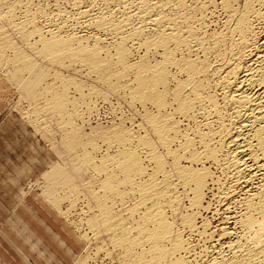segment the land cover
Here are the masks:
<instances>
[{"label":"rangeland","instance_id":"obj_1","mask_svg":"<svg viewBox=\"0 0 264 264\" xmlns=\"http://www.w3.org/2000/svg\"><path fill=\"white\" fill-rule=\"evenodd\" d=\"M184 1L185 4L179 8L176 7L177 5L174 2L172 3V1L170 2L171 4H168L166 7V13H169L168 16H172L171 18L175 19V23L178 24V26H181L179 27L178 32L182 31L180 36L185 40H183L184 43L180 46L177 44L176 46L174 43L170 42L168 48L172 50V53L174 54L173 57L176 59L174 62H177L179 59L181 60L183 57L197 59L199 63H207L209 68L213 71V69L220 65L223 59L232 58L230 50L235 48V44H232V41L235 42L234 40L238 38V36H235V34L233 35L228 29H230L234 21L230 18V12L224 8L221 0ZM131 2L133 4H131ZM131 2L127 0H0V34H4L0 35V43L1 40H3L0 47V59L2 60V63L0 60V193L4 198L2 199L0 196V202L4 200L3 202L7 207L14 205L17 206L23 221L46 223L51 228L52 232H54V237H56V241L54 240L55 257L62 259L63 262L68 260L69 264H121V262L115 258L112 248L102 243L103 240H101V233H96L95 230L88 226V220L93 218L94 215L97 216L98 207L96 205V200L89 199L85 194L86 189L94 190V192L99 193V195L103 193V189L100 187V181L104 179V174L100 173L99 170L95 171V169L97 167L99 169L100 164L105 166V164H103L104 162L101 160L106 157V154H116V151L126 147L117 143L118 141H115V138L113 137L115 134H127L128 139L125 141V145H127V147L130 146V149L137 152L138 158L142 163L140 164L143 166L144 170L146 169L142 175V180H144L149 177L146 173H152L153 169H155V161L154 159H151V149L141 142L142 138H154L148 124H146V115H159L158 117L161 116L163 118L166 116L165 118L168 122L172 119L174 120L176 130L172 131H176L177 134L173 133L171 130L167 131L169 137L172 138L171 135H173L175 138H173L174 141L172 143L170 142L169 146L172 149L175 148V151L180 154L182 153L181 155L183 156H187L188 152H185L184 150L183 152L179 148L182 141H185L184 138L187 135L192 139L195 138V140L193 139L194 142L192 140L195 148L193 145L192 147L197 151H202L203 147L201 144L199 145L198 138L196 139L197 135L194 134H198V129L200 132H205L207 130V126L204 125L203 127V122L211 119L216 120V118H218L214 116V114L211 117L207 116V111L204 113L205 110H208L207 105L203 108V104H207L204 100L206 95L210 94L213 95L214 98L218 97L216 100L219 103L220 115H222L221 117H223L225 122H229L231 119L234 120L233 117H231V119L229 117L232 116L230 115V107H227L226 105L224 107L220 98L222 97L223 90L221 87H217L216 85L213 86L214 81H216L215 79L223 75V72L221 73L219 70L215 72L213 71V74L209 76L210 83H208L209 85L207 84L208 87L205 85V89H202V99L200 100V103H194L196 105H193V108L188 112V115L185 116L181 113L180 115L179 112L175 110L176 100L173 99L171 94L175 88L176 81L178 79L180 81L185 80L187 77L186 73L180 68L181 66H178L176 62L174 64L172 63L173 65L171 63H167L168 65H166L167 72L169 73V77L171 76V79L167 84V89L169 91L167 90L168 94L162 108H157V106L149 100L140 102L130 97V87L131 84H133V82L131 83L133 80V74L131 75L130 73L132 72H130L128 75L129 71L126 70L125 72V70H122L123 68L120 66L121 64L116 62L117 56H115V48L121 43L125 44L123 46L128 50H126L128 54V56L126 55V60L128 63L143 61L145 63L153 64L158 60H162L163 57V48L161 49L159 46L155 47L156 45L151 46L149 43L151 40L152 45H154L152 39H156L158 37L157 34L163 28L161 26H151V24L146 22L145 25L144 22H142V26V24H140L142 19L140 17L138 18L137 16L139 15L135 12V8H137L139 3L136 1L134 2V0H131ZM242 2L244 3V0H235L232 2V8L234 6V8L241 10L243 6ZM129 4H131L130 8ZM254 6L255 8H259V4H256V2ZM100 10L104 12L106 11L105 14L108 12L109 14H107V17H111L113 23L120 21L122 16H124V11L126 13V10L132 11L131 13L134 12L136 16L133 15L131 17L132 20H129L130 24L123 26V29L118 32H114L111 29L108 31V29L105 28H101V30L100 28H97L93 21L95 14H98ZM85 11H87V14H84ZM253 22H255L253 23L254 34L252 35L251 32L250 35L254 39H251L252 41L257 39L261 42L264 38L263 24L261 26L262 22L257 20H254ZM18 23H24L25 26L28 25L25 27L28 31L34 27H38L39 29H37L45 37L54 35L64 39L73 37L74 39L77 38V40L81 41L77 42H80L81 45L86 48H96L100 59L104 60V63L106 64L97 72V70L93 71L95 69L89 68V66L85 64V60L84 64L83 62L81 63L80 61H77L80 59L68 60L67 57H63V59L60 60V62L62 60L64 61L61 62L62 64H59V62L56 61H53L56 64L52 63L50 62L51 59L48 57L46 61V58L39 57L40 55H37L36 52L32 53V51H30L32 49L29 46L27 47V44L24 43L27 40L34 44L37 35L32 37H29L30 34H28V37L26 35L23 36L19 29L18 32L17 28L15 29ZM13 24L15 25L14 28ZM136 24H139L140 27L142 26L140 36H138L139 33L138 35H132L130 36V41V37H128L130 34L129 32H131L132 29L130 25L136 26ZM184 24H186V26H191L189 30H191L190 34H193L192 36H187L188 33L184 29L185 27H183L185 26ZM168 26V24L165 25L166 28ZM3 31H6L7 34ZM192 31H194V33ZM122 35L123 37L125 36L124 38L127 37L128 40L127 38V41H125L124 38H120ZM7 36L9 41L7 40ZM186 36L190 37V39ZM228 36H230L231 40ZM217 40H220V43L218 42L216 44ZM9 42L12 43V45ZM71 44L75 47L77 43L72 41ZM140 44H142V46ZM2 45L6 46L3 48ZM7 47H9V49ZM152 47L155 48L153 49ZM228 47L231 48L229 49ZM28 52L31 55L28 54ZM22 54L25 55V59L19 58ZM3 56H6V59H4ZM14 56H16V58ZM231 60H234V58ZM70 61L71 63L68 64ZM49 62L51 64H49ZM5 63L8 64L6 65ZM63 63H66L67 65H63ZM57 66L60 67L58 68ZM40 67L42 68L40 69ZM121 71L123 74H121ZM101 72L104 74L111 73V76H109L106 82L102 79L101 75H103V73ZM98 76H100V78ZM29 80H33L28 86L30 89L29 91L32 92L31 94L25 92V84L27 81L29 82ZM63 84L65 86H63ZM127 86H129V88ZM189 87L190 85H186L183 88L184 93L187 91L189 92ZM109 88H111V90ZM169 88H172L171 92ZM63 89L65 90L64 94L66 95V102L68 99V102H65L66 104L64 106L66 107V110L70 113L72 112L71 114L69 113L70 115L68 117L59 113L60 110L58 111L56 109V111H53L55 108L52 109L53 105L50 106L54 102L55 93L60 90L62 91ZM52 100L53 102L50 103ZM34 102H38L37 105ZM44 103L45 105L48 104L46 105L48 106L47 109L49 107L51 108L47 111L45 110L44 113L42 110H36L37 108L34 105L41 106V109L43 108L42 106L45 107ZM45 112L48 113L45 114ZM69 117L71 118L69 119ZM217 120L218 122L220 121L219 119ZM217 120L211 124L212 126L210 125L211 128L213 127L212 129L217 128ZM177 129L179 133L177 132ZM68 135L71 137L68 138ZM181 135H184L185 137L183 138ZM106 137H109L110 139ZM140 137L141 139L137 140V138ZM67 138L68 141L69 139L74 140H72L75 144L74 147L72 145L70 149H67L66 144H64L65 141H67ZM161 145L163 144L159 142L157 143V141L154 142L153 151H156V154L160 152L159 154L165 157L163 163L165 166L163 165L162 167V173L165 171L166 174L165 172L163 174L157 172V174L154 175V177L156 176L154 180L157 182L159 180L161 181L163 176L164 179L169 178L167 180L169 182L171 181L170 187L173 189V195L176 192L174 195L175 200L173 202L174 207L177 210L176 212L178 213L180 211L182 213L195 214L194 211H197L195 214L196 217H194L197 225L199 226L203 222L206 223L204 231L202 228H199L197 231L188 232L182 225L179 227L178 225L176 226L178 220L172 218V213H170L171 209L169 210L170 207L166 208L168 219H171V221L174 219V226L182 232L183 238L189 247L188 254H186L188 256L190 253L188 257L190 260L189 263L205 264L212 258L220 257V254L229 255V252L227 251L229 243H232L236 238L235 236L239 233V229L232 222L233 220L231 217L234 213L236 214L239 209V200L242 196L251 191L250 188H253L252 185H249L250 188L243 183H238V185L237 182L235 183L233 177L229 178L230 175L228 173L223 172V170L216 166L211 159H208L205 162V166L208 167V170L212 172L211 174L214 176V179L217 180H215L214 183H209L207 185L208 187L203 190V207L199 206V208H191L189 207V200L187 201L188 198L185 193L187 192V189H184L183 185H180V180L172 174L170 164L171 157L170 155H164L166 148H163V146L161 148ZM145 151H149V155ZM83 153L91 154V164L82 161L84 160ZM184 159L185 158L181 159V163L186 166L190 165V162ZM99 160L100 164H98ZM92 162H95L96 164ZM97 164L99 166L96 167L95 165ZM88 165H91L94 169ZM192 166L199 168L201 165L193 163ZM109 167L110 166L103 170H107V172L113 170V167L108 169ZM103 170L101 172H103ZM64 181L66 183H64ZM120 189L124 190L123 187ZM136 196V193H133L132 195L130 193V196H128L129 198L126 197L125 199L127 200H124V202L121 203L120 200L118 201L119 198H112V200L110 197L109 200L115 202H109L107 199V204L112 203L109 205H114L112 209L119 213L121 208L132 205L136 200L134 199ZM147 203L149 204V201ZM7 209L8 212L5 216L6 220H9L8 217L13 214L12 212L10 213L11 209ZM140 212V210L135 211V213L133 212L134 214L130 216L131 219L129 217L128 219H125L126 222L132 223L134 218L137 219V217H139L138 215L141 214ZM120 213L121 216L127 217L125 212ZM120 226L121 225L116 226V232L122 230V227L120 228ZM138 246L139 245L136 246L137 248L135 250L139 252L141 246Z\"/></svg>","mask_w":264,"mask_h":264},{"label":"bare ground","instance_id":"obj_2","mask_svg":"<svg viewBox=\"0 0 264 264\" xmlns=\"http://www.w3.org/2000/svg\"><path fill=\"white\" fill-rule=\"evenodd\" d=\"M127 1L131 2V0H127ZM135 1L137 3H139L137 8H135L136 9L135 12L137 15H139L137 17L138 18L140 17L142 19L140 24H142V22H144V25H145V22H146V23L151 24V26L155 25L157 27L161 26L163 28V29L160 28L161 30L157 34L158 37L156 39L153 38L154 40L152 39L154 45H152L151 40L149 42L151 44V46L156 45L155 47L159 46V47H161V49L163 48L162 49L163 57H162V60H160V61L158 60L153 64L145 63L143 61L128 63L126 60L127 59L126 55L128 56V54H127L128 50L126 49V47L123 46L125 44L121 43L120 45H118L115 48V50H116L115 56H117L116 62L117 63L119 62L121 64L120 66H122V68H123V69L121 68L122 70H125V72H126V70L129 71L128 75L130 72H132V73H130L131 75L133 74L132 75L133 80L131 81V83L133 82V84H131V87H130L131 93L129 92L131 94L130 97H132L134 100H138L140 102L145 101V100H149L153 104H155L157 106V108H162L165 104L166 96H167L168 91H169L167 89V87H168L167 84H168V81H170V79H171V76L169 77V73L167 72L168 70L166 69V65H168L167 63H171V64L173 63L174 64L176 62V61L174 62V60H176V59L173 57L174 54L172 53V50H170L168 48V44L170 42H172L175 45L177 44L180 46L185 41L180 36L182 31L178 32V29L181 26H178V24L175 23V21H174L175 19L171 18L172 16L171 17L168 16L169 13L168 14L166 13V11H167L166 7L168 4H171L170 2L172 1V3L174 2L177 5L176 7L179 8L180 6H183L185 4L184 3L185 1L184 0H155V1L154 0H152V1L151 0H134V2ZM221 1H222L224 8H226V10H228L230 12V14H229L231 16L230 18H232L234 21L232 23L230 29H228V30H230L233 35L234 34H235V36L237 35L238 38H236L234 40L235 42L232 41V44L233 43L235 44V48L230 50V55L232 56V58L223 59L222 62L220 63V65H218L215 69H213L214 72L217 70H219L221 73L223 72L222 76L215 79L216 81H214L213 86L216 85L217 87H221V89L223 90L222 95H221L222 97H220L223 104H224V105L223 104L222 105L224 107H225V105L227 107H230V109H231L230 115H232V116H229V117H230V119H231V117H233L234 120L231 119V120H229V122H225L223 120V117H221L222 115H220L219 103L216 100L218 97L214 98L213 95L208 94L204 97V100L207 102V104L206 103H205V105L203 104V108L206 105L208 106V110H205L204 113H206V111H207V114H208L207 116H210V117L214 114V116L218 117V118H216V120L219 119L220 121L218 122V120H217V128L212 129L213 127L211 128V126H212L211 124L216 120H212V119L206 120V121L204 120L205 122H203V127H204V125L207 126L206 127L207 130L205 129L206 130L205 132H200V130L198 129V134H196V133L194 134V135H197L196 139L198 138L199 145L201 144L203 147L202 151H200V150L197 151L194 149L195 147L193 145V142H194L195 138H193L194 139L193 140L188 135H187L188 137L181 135L183 138L185 137L184 138L185 141H182V143L179 145V148L182 151L184 150L185 152L186 151H188V152H187V156L181 155L182 153L181 154L177 153V151H175L176 150L175 148L172 149L169 146L170 142L172 143L174 141L173 135H171L172 138L167 135V133H168L167 131L176 130V128H175L176 125L174 123V120L172 119L171 121L168 122L165 118L166 116L163 118L161 116L158 117L159 115L158 116L157 115H154V116L153 115H148V116L146 115V122H147L146 124H148L151 133L154 135V136L152 135L154 138L153 139L152 138H142L141 139V137H142L141 136L140 138H137V140L141 139V142L151 149L150 150L151 151V157H152L151 159H154V161H155V169H153L154 168L153 167L152 173H149V172H148L149 174L146 173L147 176H149L148 178L142 180V177H143L142 175L144 174L146 169L144 170L143 166L141 165L142 163L140 162V160L138 158L137 152L130 149L129 148L130 146L127 147V145H125V141L128 139L127 138L128 136L126 133L124 135L115 134L113 136L115 138V141H118L117 143H119L120 145H124L126 147H124L123 149H120V150L118 149L119 151H116L117 152L116 154H111V155L106 154V157L103 156L104 158H103V160H101L104 162L103 164H105V166L108 165L110 167H113V170H111L109 172H107V170H103V169L107 168L108 166L105 167V166L101 165L100 160L98 162V164H100V166L98 164L95 165L96 167L99 166L100 168L98 169V167L96 168L94 166L96 168L95 171L99 170L100 173L104 174V177H103L104 179H102V181H100V187L103 189V193L99 195V193L94 192V190H90V189L87 190L86 189L85 194L88 196L89 199L96 200V205L98 207V213L96 212L97 216L94 215L95 217L93 216V218L88 220V226L91 229L95 230L96 233H101L100 236H101V240H103L102 243L105 245H108L109 247L112 248L115 258L117 260H119V262H121V264H190L189 263L190 260L188 259L190 253L188 256L186 255V254H188L189 247L186 244L185 239L183 238L182 232L179 231L177 229V227L174 226V219L178 220V223L176 224V226L178 225V227H179L182 225L185 228V230H187L188 232L197 231L199 228H202L203 231L205 230V226H206L205 224L206 223L203 222L198 226L197 222L195 221L194 217H196L195 214L197 211L196 212L194 211L195 214H193V213H182L180 211L178 213L176 212L177 210L175 209L174 203H173L175 200L174 195L176 192L173 195V192H172L173 189H171V187H170L171 181L169 182L167 180L169 178L164 179V176H163L162 177L163 179L161 178L162 179L161 181L159 180L157 182L156 180H154V178L156 177V176L154 177V175L157 174V172L162 173V167L164 165L163 163H164V158H165L164 156L159 154L160 152L158 154H156L155 153L156 151L155 152L153 151L154 150L153 149L154 148L153 147L154 142H156V141H157V143L159 142V143L163 144V145H161V148H162V146H163V148L164 147L166 148L165 149L166 152L164 153V155H166V156L170 155V157H171L170 164H171L172 174L180 180V182H181L180 185H183V188L187 189V192H185V193L187 194V198H188L187 201L189 200L190 206L189 205L188 206L191 208L192 207H198L199 208V206L203 207L202 206L203 196H204L203 190H205V188L208 187L207 185L209 183H214V181L217 180V179H214V176L211 174L212 172L209 171L208 167L205 166V162L208 159H211L213 161V163L216 164V166H218L219 168H221L223 170V172L228 173L230 175L229 178L233 177L235 183L236 182H237V184L243 183V184H245V186L246 185H248V186L252 185V187H253V188H250V186L248 187L251 189V191L249 193H247L246 195L241 197V199L239 200V209L236 212V214L233 212L234 215L231 217V219L233 220L232 222L239 229V233H238V235L235 236L236 237L235 240L232 243H229L228 250H227L229 252V255L220 254L221 255V256L219 255L220 257L212 258L208 263H205V264H264V38L261 42L257 39L255 41H252V39H254V38L250 35L251 32H252V35L254 34V32H253L254 31L253 30V28H254L253 23H255V22H253L254 20L261 21L262 22L261 26L263 24V28H264V0H244V3L242 2L243 6H242L241 10L234 8V6L232 8V2H234L235 0H221ZM255 2H256V4H259V6H258L259 8H257V7L255 8V6H254ZM126 3H128V2H126ZM131 4H133V3L131 2ZM131 4H129V8H130ZM190 9H191V7H190ZM127 10H126V13L124 11V13H123L124 16H122V18L120 17L121 20L118 21L119 23L118 22L113 23V21L111 20V17L110 18L107 17V14H109V13L107 12V14H105L106 11L104 12V11L100 10L99 13L95 14V16L93 18L94 24L97 26V28H100V29L105 28V29H108V31H109V29H111L114 32L115 31L118 32L121 29H123V26L130 24L129 20L131 19V17L133 15H135L134 12L131 13L132 11H130V10L127 11ZM183 10H184V8H183ZM176 11H177V9H176ZM85 13L87 14V11H85L84 14ZM3 16H5V15H3ZM175 16H177V15H175ZM253 18H254V20H253ZM165 23L169 25L167 28L165 27V25H166ZM9 24H10V21H9ZM92 24H93V22H92ZM11 25H12V23H11ZM184 25L185 26H183V27H185L184 29L188 33L187 36L188 35L192 36L193 34H190L191 30H189L191 28V26H186V24H184ZM26 26H28V25H26ZM26 26L24 25V23H18L16 25V27L14 25L13 28L14 27H15V29L17 28V32L19 29L23 36L26 35L28 37L29 36L28 34H30L29 37L37 35V39H35L36 41L34 40L35 41L34 44L28 42L27 40L24 43L27 44V47L29 46L32 49V50H30V51H32V53L36 52L37 55H40L39 57L46 58L45 59L46 61H47V57L51 59L50 62L55 63L53 61H56V62H59V64H62L61 62L63 60L61 62H60V60L63 59V57L64 58L67 57L68 60L80 59L77 61H80L81 63L83 62V64L86 61L85 64L88 65L89 68L95 69L93 71L97 70V72H98V70L100 71L101 67L105 66V64H106V63H104V60L100 59L98 50L96 48H93V47L91 49L86 48L85 46L81 45V43H80L81 41L77 40V38L74 39V37H73V38H65L64 39V38L57 37L54 35H51V36L49 35L50 37H45L38 30L39 29L38 27H37L38 29L34 27L33 29L28 31V29L25 28ZM130 26L132 27L131 32H129L131 35L129 34L128 37H130L132 35L133 36L138 35V33H139L138 36H140V30H141V27L143 26V24L141 27L139 26V24L138 25L136 24V26L135 25H130ZM6 28H8V27H6ZM194 31H192V32L194 33ZM3 32H1V33H3ZM4 33H6V31ZM0 35H4V34H0ZM124 37L122 35V37H120V38H124ZM195 37H196V35H195ZM228 37L230 38V36H228ZM126 38H124L125 41L128 40V38H127V40H126ZM187 38L190 39V37H187ZM187 38H185V39H187ZM130 39H131V37L129 38V40ZM7 40L9 41L8 36H7ZM230 40H231V38H230ZM2 41L3 40H1L0 47H1ZM72 41L77 43L75 47L73 46V44H71ZM77 41H80V42H77ZM219 41L217 40L216 44ZM15 42H17V41H15ZM221 42H222V40H221ZM144 43H146V42H144ZM10 44L12 45V43H10ZM142 44H143V42H142ZM142 44H140V45L142 46ZM185 45H186V43H185ZM4 46H6V45H4ZM4 46H3V48H4ZM176 46H174V47H176ZM7 48L9 49V47H7ZM261 49H263V50H261ZM3 50H5V49H3ZM205 50H207V49H205ZM24 52H25V49H24ZM28 54H30V53L28 52ZM28 54H26V55H28ZM17 55H19V54H17ZM16 56H14V57L16 58ZM228 56H229V54H228ZM3 57H2V59H3ZM5 57H4V59H6ZM17 58H18V56H17ZM19 58L25 59V55L22 54V55H20ZM233 58H234V60H231ZM39 59H42V58H39ZM16 60H14V61H16ZM30 62H32V61H30ZM50 62H49V64H51ZM1 63H2V60H1ZM36 63H38V62H36ZM70 63H71V61L68 62V64H70ZM65 64L66 63H63V65H65ZM176 64H178V66H181L180 68L182 69V71H184L186 73L187 77L185 80L180 81L178 79L179 81L178 80L176 81L175 88L173 89V92L171 94L173 96V99L176 100V105H175L176 109L175 110H177L179 112V114L181 113V114H184V116H185V115H188V112L193 108V105H196L194 103H196V102L200 103V100L202 99L201 98L202 97L201 92L203 91L202 89H205L204 88L205 85L210 83L209 82L210 81L209 76L211 74H213V71H212V69L209 68V65L207 63H205V62L199 63L197 61V59L195 60V59H190V58L188 59V58L183 57L181 60L179 59L176 62ZM36 65H38V64H36ZM52 65H54V64H52ZM27 66H28V64H27ZM45 66H46V64H45ZM47 66H48V64H47ZM54 66H56V65H54ZM108 66H110V65H108ZM57 67L59 68L60 66H57ZM41 68L42 67H40V69ZM107 68H109V67H107ZM18 72H19V70H18ZM101 73H103V72H101ZM38 74H39V71H38ZM121 74H123L122 71H121ZM109 76H111V73H105V74L103 73V75H101L102 79L105 80V82L108 80ZM98 77L100 78V76H98ZM59 78H60V76H59ZM65 79H66V77H65ZM31 81H33V80H31ZM31 81L29 80L30 83L27 81V83L25 84V92H27L28 94L32 93L29 91L30 89L28 88V86L31 84ZM77 85H78V83H77ZM186 85H190L189 92L187 91L184 93L183 88ZM208 85H207V87H208ZM63 86H65V85L63 84ZM74 87H76V86H74ZM127 87L129 88V86H127ZM109 89L111 90V88H109ZM171 90H172V88L170 89V92H171ZM60 91L56 92V93L54 92L55 93V98L53 97L54 102L52 100L50 103H52V102L53 103L50 106L53 105L52 109L55 108L53 111H56V109L58 111L60 110L59 113H62L63 115H66L68 117L72 112L70 113L68 110H66V107L64 106L68 102V99L66 102V95L64 94L65 90L63 89L62 90L63 92L62 91L60 92ZM28 94H26V95H28ZM127 95H129V94H127ZM191 95H192V97H191ZM134 100H132V101H134ZM37 103L38 102H36L35 104L37 105ZM36 105H34L37 108L36 110H42L43 113L45 110L47 111L49 108H51V107H49L47 109L48 106H46V105H48V104L45 105V103H44L45 107L42 106L43 108H41V109H40L41 106L39 107V105L38 106H36ZM72 107H73V104H72ZM32 108H33V106H32ZM63 108H65V109H63ZM48 112H45V114ZM157 113H158V111H157ZM204 113H202V114H204ZM159 114H160V112H159ZM202 114H201V116H202ZM192 116H194V115H192ZM207 116H206V119H207ZM70 118L71 117H69V119ZM170 119H171V117H170ZM177 128H179V127H177ZM201 129H202V127H201ZM177 132H178V129H177ZM106 133H107V131H106ZM173 133L177 134L176 131ZM121 134H122V132H121ZM149 136H150V134H149ZM70 137L68 135V138H70ZM68 138H67V141L64 140L65 141L64 144H66L67 149L68 148L70 149L72 147V145L74 147L75 144L72 142L73 139L72 140L69 139V141H68ZM106 138H109V137H106ZM63 139H65V138H63ZM76 140H75V142H76ZM192 140H193V142H192ZM142 143H140V144H142ZM128 145H129V143H128ZM192 145L194 148L192 147ZM90 146H92V145H90ZM111 146H112V143H111ZM141 149H143V148H141ZM156 149H157V147H156ZM224 150H226V151H224ZM148 152L149 151H147L146 153L148 154ZM90 155L85 153L83 156L84 160H82V161H85V162H88V164H91L92 158ZM107 155H109V156H107ZM182 158H185L187 161H189L191 166L190 165H188V166L183 165L181 163ZM92 163H95V162H92ZM193 163L200 164L201 166L199 168H197V167L195 168L192 166ZM83 164H85V163H83ZM86 166H87V163H86ZM102 166H103V168H102ZM89 167H91V165ZM110 167L108 169H111ZM91 168L94 169L93 167H91ZM102 170H103V172H101ZM68 173H66V174H68ZM165 174H166V172H165ZM69 175H68V177H69ZM69 179H70V177H69ZM65 181H64V183H66ZM172 184H173V182H172ZM121 187H123L124 190H121L120 189ZM128 193H129V195H128ZM130 193H131V195L133 193L134 194L136 193L137 196H136V198H134L136 200L134 203H132V205L123 207L119 210L122 213L123 212L126 213L127 217H124V216H121L120 212L117 213L112 209V207L114 205L111 206L109 204H112L113 202H115V201H112L113 200L112 198H115V199L119 198L118 201L120 200V203L124 202V200H127L125 198L130 196ZM110 197L112 200H109ZM107 199L109 200V202L112 201V203L107 204L108 203ZM148 201H149V204L147 203ZM175 206H178V205H175ZM168 207H170L169 210L171 209L170 213H172L171 214L172 218H174L173 221H171V219L169 220L167 215H166V211H167L166 208H168ZM204 207H205V205H204ZM138 210L141 211L140 212L141 214L138 213L139 217L136 216L137 219L134 218V221L132 223L126 222L125 219H128V217L131 219L130 216H132V214H134L135 211H138ZM119 225H121L120 228L122 227L121 228L122 230L121 231L118 230V232H116L117 230L115 228H116V226H119ZM224 234H225V232H224ZM137 245L141 246V250L139 252L135 250L137 248L136 247ZM190 252H191V250H190ZM108 253H110V252H108Z\"/></svg>","mask_w":264,"mask_h":264},{"label":"crops","instance_id":"obj_3","mask_svg":"<svg viewBox=\"0 0 264 264\" xmlns=\"http://www.w3.org/2000/svg\"><path fill=\"white\" fill-rule=\"evenodd\" d=\"M2 199H4L0 193ZM4 201V200H3ZM0 202V264H69L54 255V232L43 222L23 221L17 206ZM7 208L12 216L6 220ZM17 210V212H16Z\"/></svg>","mask_w":264,"mask_h":264}]
</instances>
